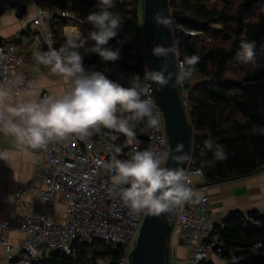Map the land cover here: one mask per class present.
<instances>
[{
	"label": "built area",
	"instance_id": "built-area-1",
	"mask_svg": "<svg viewBox=\"0 0 264 264\" xmlns=\"http://www.w3.org/2000/svg\"><path fill=\"white\" fill-rule=\"evenodd\" d=\"M34 3V18L30 26L36 28L41 36L45 52L56 49V34L54 30L60 21L65 44L69 37L65 32L68 24L81 25L82 38L88 31L80 17L67 7L61 9H45ZM91 40H87L85 48ZM83 49V48H81ZM84 50V49H83ZM176 77L181 68H186L183 61L175 59ZM25 65L17 54L16 46L11 41L0 43V85L7 82L12 87L13 100L22 101L20 96L35 85L34 76L23 78L18 70ZM87 71H98L105 76H112L121 86H132L133 77L146 89L154 101V111L158 113L160 124L157 129L147 128L144 145L139 139L132 141L126 137L122 142L112 139L114 135L104 132L95 133L85 139L74 134L66 139L53 141L44 149L35 150L36 171L33 177L16 190L15 213L6 220L0 221V237L10 232L24 234L20 247L13 248L3 240V260L7 264H40L52 254L71 255L78 244H98L99 251L120 249V259L116 264H129L131 252L136 241L138 230L147 212L135 213L123 203L118 192L110 193L112 185L110 172L104 167L113 156L117 159L129 158V153L137 150H153L169 152V143L165 132L164 118L158 105L154 88L149 80L147 70L143 75L123 69L116 62H84ZM35 73L43 70L37 64L31 66ZM17 77L22 78L21 85H13ZM186 79L177 84L181 93H185ZM45 90L41 91L38 100L47 97ZM193 132V131H192ZM116 137V136H115ZM193 138L190 139V152L183 170L187 174V184L199 195L198 202H186L175 206L171 212V226L166 249L168 260L176 257V248L182 246L187 256L185 264H253L251 256H236L232 252L225 254V248L217 229L222 225L219 216L213 214L208 195L205 193L204 177L201 169L194 166ZM119 150V151H117ZM39 191L44 210L27 209L22 204L26 193ZM58 199L64 204L62 218L54 220L49 212L54 211ZM253 227L254 222L248 220ZM255 245L252 250L259 248ZM97 264H106L97 259Z\"/></svg>",
	"mask_w": 264,
	"mask_h": 264
},
{
	"label": "trees",
	"instance_id": "trees-1",
	"mask_svg": "<svg viewBox=\"0 0 264 264\" xmlns=\"http://www.w3.org/2000/svg\"><path fill=\"white\" fill-rule=\"evenodd\" d=\"M206 1L168 0V11L172 26H181L211 41H218L208 44L203 40H193L178 30L172 32L171 38L174 58L183 61L186 68L187 58H199L192 76L198 75L200 81L193 85L187 82L184 88L187 94L185 100L180 90L179 94L186 114L189 137L193 138L195 144L194 166L201 169L204 186H209L264 170V135L252 131L264 127V0H238L232 20L223 24L221 11L208 6ZM138 2L114 0V6L108 10L121 17L122 27L107 47L119 49L120 59L116 63L123 69L143 75L146 64L143 41L139 46V40H142V15L139 14ZM38 3L45 9L67 7L80 17L88 33L93 30V26L87 17L101 10L99 0H38ZM255 7H260L255 20L247 22L246 14ZM220 24L221 28L217 29L216 26ZM64 25L62 20L54 30L56 49L65 45L64 38L59 37L63 35ZM72 28L66 27L65 32L68 33ZM242 42L255 43L254 62L240 63ZM94 43L91 41L87 48ZM80 52L84 62H102L96 53L83 49ZM106 77L116 82L114 77ZM146 131L145 123L137 124L135 138L143 145ZM104 132L116 136L119 142L127 137L108 129H104ZM207 139L223 145L228 159L223 162L214 161L213 153L204 146ZM248 220L254 222L253 227L248 224ZM217 234L224 245V255L232 252L236 256H251L253 264H264V213H231L222 220ZM257 244L260 247L253 251L252 248ZM98 247L97 243L78 244L74 246L71 255L55 253L40 264H97V259L106 264H116L120 259V249L99 251ZM167 263L166 249L164 264Z\"/></svg>",
	"mask_w": 264,
	"mask_h": 264
},
{
	"label": "clouds",
	"instance_id": "clouds-1",
	"mask_svg": "<svg viewBox=\"0 0 264 264\" xmlns=\"http://www.w3.org/2000/svg\"><path fill=\"white\" fill-rule=\"evenodd\" d=\"M101 10L92 12L87 17L93 26L86 38L77 37L69 40L59 49L47 52H37L36 60L48 67L50 72L58 74L70 81L69 87L55 97H44L40 100L12 102V87L7 82L0 85V131L11 134L25 152L29 149H44L53 141L66 140L73 134L85 139L103 129L124 134L135 140L137 124L143 122L146 128L157 129L160 124L159 115L154 111V101L145 88L133 77L130 87H123L108 79L98 71H87L84 67V57L80 52L85 48L87 40L94 45L85 48L86 52L96 53L102 62H116L120 59L119 49L107 47L109 41L118 35L122 27V19L108 9L114 6V0H99ZM157 25L171 28L170 18L161 13L154 14ZM117 43H120L118 41ZM243 50L239 58L245 62H254L255 43L242 42ZM173 46L156 45L153 55L167 57L172 53ZM199 62L196 56L187 58L188 68H181L176 77V83H183L190 78ZM168 64L163 63L159 70L150 74V79L161 87L168 86L170 76H166ZM23 83L17 77L13 85ZM35 95L34 89L24 93ZM8 101L9 103H5ZM254 134L264 135V127L254 128ZM112 139H116L115 136ZM206 149L211 151L214 161H225L228 153L224 146L213 139L204 142ZM183 145H177V151H182ZM119 151V150H117ZM169 154L149 149L133 150L127 159L112 160L104 165L112 172L110 193L118 192L121 200L133 212H147L159 216L170 211L175 206L186 202H198L199 195L187 184V174L181 168L165 167ZM10 156L0 152V160L7 163ZM178 162L183 157L176 158Z\"/></svg>",
	"mask_w": 264,
	"mask_h": 264
},
{
	"label": "crops",
	"instance_id": "crops-1",
	"mask_svg": "<svg viewBox=\"0 0 264 264\" xmlns=\"http://www.w3.org/2000/svg\"><path fill=\"white\" fill-rule=\"evenodd\" d=\"M34 3L32 0H0V42L11 41L16 46L17 54L21 57L24 67L18 70L23 78L34 76L35 95L20 96L22 101L38 100L41 91L45 90L47 97L59 96L66 90L70 81L36 60V53L43 52L41 36L36 28L31 27L30 21L34 18ZM78 32L72 28L67 33L69 37ZM37 64L43 70L35 74L31 66ZM5 103H9L6 101ZM0 152H7L10 156L7 163L0 160V221L11 217L16 211L15 193L18 188L27 183L35 174V150L25 152L16 138L0 131ZM209 197L213 214L220 218L235 212L242 214L248 212L264 213V170L251 176L233 179L205 188ZM22 204L27 209L44 210L40 200L39 191L26 193L22 197ZM64 204L58 199L54 211L49 216L54 220L62 218ZM24 234L10 232L0 237L7 245L18 248L24 240ZM4 246L0 242V264H7L3 260ZM176 257L167 264H185L186 250L179 246L176 248Z\"/></svg>",
	"mask_w": 264,
	"mask_h": 264
},
{
	"label": "water",
	"instance_id": "water-1",
	"mask_svg": "<svg viewBox=\"0 0 264 264\" xmlns=\"http://www.w3.org/2000/svg\"><path fill=\"white\" fill-rule=\"evenodd\" d=\"M161 13L169 18L168 0H142V41L145 55L146 70L154 88L158 105L162 111L165 132L169 143V157L165 167L183 169L190 152V137L183 103L180 98L175 74V58L172 53L165 61L164 57L153 55L152 49L156 45L165 47L172 45V32L168 27L157 25L154 14ZM167 62L165 75L170 76L168 86L161 87L150 79L154 70H159ZM183 145L182 151H177V145ZM177 157H183L178 162ZM172 209L159 216L146 213L138 230L129 264H164L166 245L171 226Z\"/></svg>",
	"mask_w": 264,
	"mask_h": 264
},
{
	"label": "rangeland",
	"instance_id": "rangeland-1",
	"mask_svg": "<svg viewBox=\"0 0 264 264\" xmlns=\"http://www.w3.org/2000/svg\"><path fill=\"white\" fill-rule=\"evenodd\" d=\"M138 1H139L138 2L139 14L142 15V0H138ZM206 3H207L208 6H214V7L218 8L221 11V13H222V15H221L222 16V22L221 23L223 24V23H229L232 20L233 15H234V11L236 9V6L238 5V0H229V2H227V3L225 2V0H207ZM259 10H260V7L259 8L255 7L252 11L248 12L246 14V21L247 22H253L255 20L256 14L258 13ZM68 24L76 26V28L78 30L81 29V25L80 24L70 23V22ZM222 24L217 25L216 28L217 29L221 28ZM177 30L188 34L191 37V39H193V40H203V42L208 43V44H209V42H211V43L218 42V41H215V40L211 41L210 38L202 36V35H200L198 33L189 31L186 28L181 27V26H172L171 27V32H174V31H177ZM59 37H60V39L62 37L64 38V35L60 34ZM141 42H142V40H139V46H141ZM240 63H244V62L240 59ZM199 81H200V77L198 75L197 76L196 75L195 76L191 75V77L188 78V83H190L191 85H193V84H195L196 82H199ZM181 95H182L183 99L185 100L187 94H185V93L182 94L181 93ZM184 103H185V107H186V102H184Z\"/></svg>",
	"mask_w": 264,
	"mask_h": 264
},
{
	"label": "bare ground",
	"instance_id": "bare-ground-1",
	"mask_svg": "<svg viewBox=\"0 0 264 264\" xmlns=\"http://www.w3.org/2000/svg\"><path fill=\"white\" fill-rule=\"evenodd\" d=\"M75 27H76V26H75ZM77 37H82V32H76V33H75V39H76ZM83 49H85V48H83Z\"/></svg>",
	"mask_w": 264,
	"mask_h": 264
}]
</instances>
